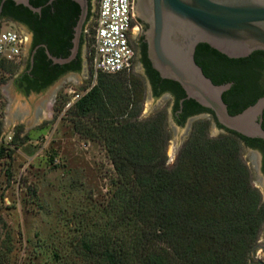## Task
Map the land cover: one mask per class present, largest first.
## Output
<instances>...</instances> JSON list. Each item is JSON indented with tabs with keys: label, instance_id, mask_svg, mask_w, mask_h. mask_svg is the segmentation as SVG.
Returning <instances> with one entry per match:
<instances>
[{
	"label": "trees",
	"instance_id": "obj_1",
	"mask_svg": "<svg viewBox=\"0 0 264 264\" xmlns=\"http://www.w3.org/2000/svg\"><path fill=\"white\" fill-rule=\"evenodd\" d=\"M47 1L30 0V4H50L42 9L50 21L45 42L53 56L66 57L68 54L59 56L52 46H71L57 33L64 23L70 24L72 18L76 21L78 7L70 0ZM88 2L81 39L87 46L91 38L84 30L91 31L88 22L93 16L91 0ZM21 6L11 0L3 2L4 9ZM194 60L214 84L231 83L222 94L230 114L241 112L264 95L263 51L229 59L199 44ZM54 66L60 74L80 70L79 65ZM144 66L153 96L171 94L172 114L179 125L198 112L207 113L209 119L192 124L189 137L169 167L166 113L140 117L145 93L142 80L133 74H98L91 86L80 88L78 91H88L70 105L66 115L78 134L102 144L115 177L105 202L92 207L89 221H73L70 227L79 234L77 238L68 235L55 249L37 245L36 249L43 251L42 264H252L248 253L264 223V197L252 186L241 158L246 139L222 127L211 110L193 100H183L180 106L184 98L181 87L161 79L149 62ZM16 67L10 65L9 71ZM18 90L27 94L24 87L18 86ZM178 110L183 114L180 120L176 118ZM262 119L264 129V110ZM211 121L224 133L210 138ZM18 133L19 128L13 130L12 142L18 140ZM9 150L0 147V158L10 156ZM3 234L1 250L9 242V234Z\"/></svg>",
	"mask_w": 264,
	"mask_h": 264
},
{
	"label": "water",
	"instance_id": "obj_2",
	"mask_svg": "<svg viewBox=\"0 0 264 264\" xmlns=\"http://www.w3.org/2000/svg\"><path fill=\"white\" fill-rule=\"evenodd\" d=\"M4 1H0V12ZM11 1L32 12H40L39 7L30 4V0ZM52 1L54 0H48L47 3ZM70 1L77 5L79 12L72 28L68 55L55 57L45 45H42L47 58L60 66L69 64L78 55L83 28L89 13L88 0ZM133 14L145 25L143 38L150 67L161 79L176 82L184 92V98L179 101L180 106L183 100L191 99L199 106L211 110L222 127L247 138L264 139V129L261 126L264 95L241 112L232 115L222 99V94L229 90L231 83L214 84L194 60L195 50L199 44H206L229 59L246 58L255 51L264 52V0H133ZM92 17H95V13ZM87 32L88 28H85L84 33ZM85 50L86 44H83L81 46L83 67ZM25 53L26 49L21 70L26 61ZM135 70L142 76L140 68L135 66ZM82 76L83 70L65 76L64 81L60 79L48 88V92L52 91L48 96L46 91L28 95L20 93L12 86L15 79L13 77L3 90L8 94V130L25 123L27 131H33L40 117L48 119L45 113V100L53 102L60 85L69 82L79 85ZM167 100H170V110L164 111L167 130L173 131L172 159L174 149L182 146L180 140H186L190 123L209 118H193L184 126L176 125L171 113L172 100L167 96L153 98L147 81L144 118L148 117L151 109H160V104ZM220 134L222 131L211 125L208 136ZM241 157H247L252 185L264 190V179L254 170L250 153L244 147ZM257 254L264 259V234L261 241H257L248 253L250 263L263 264Z\"/></svg>",
	"mask_w": 264,
	"mask_h": 264
},
{
	"label": "rangeland",
	"instance_id": "obj_3",
	"mask_svg": "<svg viewBox=\"0 0 264 264\" xmlns=\"http://www.w3.org/2000/svg\"><path fill=\"white\" fill-rule=\"evenodd\" d=\"M91 2L95 13V3ZM92 19L88 27L92 26ZM8 29L14 28L7 23L0 27V31ZM87 50L86 45L82 81L79 85L74 82L60 85L48 107V119L39 120L33 131H27L25 123L10 129L19 128V133L18 140L8 149L11 155L0 158V240L4 232L9 234L7 248L0 249V264H42L43 251L36 249L37 245H43L44 249H55L64 237L70 235L77 238L79 234L70 227L73 221H89L92 207L104 203L108 197L115 173L107 153L101 143L83 137L74 130L70 117L66 115L70 106L62 104L71 103L68 89L78 91L94 83ZM21 65L22 62L9 78L1 82L0 103L6 128L8 94L3 90L20 73ZM132 74L142 80L146 88V80L135 67ZM141 106L140 117L144 118L145 93ZM164 110H170V100L162 102L160 109H151L148 117ZM191 129L188 126L186 140ZM210 131L211 124L208 135ZM168 133L166 165L170 167L181 146L174 149L171 159L173 131ZM214 137L217 136L210 138ZM186 140H180L182 145ZM241 158L249 169L247 157ZM54 159H57V163L53 162ZM250 182L252 184L251 175ZM255 188L264 197V190ZM263 234L264 223L259 242ZM257 256L264 264V259L259 254Z\"/></svg>",
	"mask_w": 264,
	"mask_h": 264
},
{
	"label": "flooded vegetation",
	"instance_id": "obj_4",
	"mask_svg": "<svg viewBox=\"0 0 264 264\" xmlns=\"http://www.w3.org/2000/svg\"><path fill=\"white\" fill-rule=\"evenodd\" d=\"M47 5L50 4L33 5L34 7L40 8V12L36 13L30 11L28 8L23 6L12 9L6 7L4 9L2 4V8L0 12V27L2 24L7 23L14 29L23 32L26 38V48H25L26 61L24 63L25 65L22 68L21 72L18 74V76L12 81V86L14 89L18 90V86L27 89L26 95L30 93H39L46 91L48 96V94L52 92V91L51 92L47 91L51 85H53L60 79H63L67 75L77 74L83 70V58L81 55V46L83 44L81 43H80V51L78 55L74 60H72L69 64H67L69 67H74V68H76L79 65L80 66L79 71L69 70L60 74L58 72V69L54 66L56 64H53L51 60L47 58L44 48L42 47V45H45L47 47L45 39L48 36V28L50 22L49 18H47L42 13V9L45 8ZM90 10L91 13L94 15L92 2L90 3ZM53 11L54 8L53 9L51 8L50 12L52 13ZM135 21L138 25V29L136 30V33L134 34L131 40L132 46L134 48V67L136 66L141 69L142 76L146 79L148 83L150 95L153 98L167 96L172 100V106H173V99L169 92H163L158 97L153 96V90L149 82V79L147 78L146 69L144 66L146 62H149L146 55V43L143 38V31L145 29V25L140 21H138L136 18ZM74 24L75 21L73 20V18L71 19L70 24L69 22L64 23L57 33L59 37L61 39H68V42L70 43L72 36V28ZM52 47L56 51V53L60 54L59 56H63V55L66 56L70 48L67 47L63 49L62 45L61 44L59 45V43L55 44ZM45 62H51V65L46 66ZM18 91L20 92V90ZM172 106H171V113H172ZM198 117L209 118V115L205 112H198L185 117L183 123L179 125L174 119L172 114L173 122L178 126H184L186 125L187 122H189L190 119L193 118L196 119ZM176 118L178 120L183 118V114L181 110L177 111ZM193 123L194 121L190 123L189 129L192 127ZM211 125H213L216 129L221 130L222 133H224V130L222 128H219L216 122L211 121ZM244 138L246 139L245 140L246 142L242 143V147L246 148L249 151L254 170L264 179V139L247 138V137Z\"/></svg>",
	"mask_w": 264,
	"mask_h": 264
},
{
	"label": "built area",
	"instance_id": "obj_5",
	"mask_svg": "<svg viewBox=\"0 0 264 264\" xmlns=\"http://www.w3.org/2000/svg\"><path fill=\"white\" fill-rule=\"evenodd\" d=\"M95 3V17L92 19L91 38L87 48V60L93 79L98 74H124L134 70V48L131 40L138 29L133 14V0H92ZM26 44L23 33L16 29L0 31V80L11 76L10 65L22 62ZM2 83H0L1 85ZM88 89L75 91L68 89L71 103L78 100ZM71 103L67 102L66 107ZM3 108L0 103V147L12 148L13 131L6 130L3 123ZM57 163V159L53 160Z\"/></svg>",
	"mask_w": 264,
	"mask_h": 264
},
{
	"label": "bare ground",
	"instance_id": "obj_6",
	"mask_svg": "<svg viewBox=\"0 0 264 264\" xmlns=\"http://www.w3.org/2000/svg\"><path fill=\"white\" fill-rule=\"evenodd\" d=\"M50 103H51L50 101L47 102V104H46V107H47V108L49 107ZM45 113H46V115H47V117H48L49 114H50V112H49V108H48L47 110H45ZM42 119H44V118H43V117H40L39 120H42Z\"/></svg>",
	"mask_w": 264,
	"mask_h": 264
},
{
	"label": "crops",
	"instance_id": "obj_7",
	"mask_svg": "<svg viewBox=\"0 0 264 264\" xmlns=\"http://www.w3.org/2000/svg\"><path fill=\"white\" fill-rule=\"evenodd\" d=\"M24 49H25V47H24ZM23 54H24V50H23V53H22V60H23ZM18 76V75H17ZM17 76H15V77H17ZM2 85H0V87H1ZM4 123V122H3ZM4 128L6 129V130H8V128H6V125H5V123H4ZM9 131H12V130H9Z\"/></svg>",
	"mask_w": 264,
	"mask_h": 264
}]
</instances>
